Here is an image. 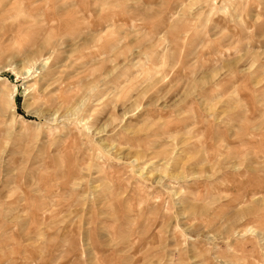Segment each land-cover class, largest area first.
Listing matches in <instances>:
<instances>
[{
  "label": "rangeland",
  "instance_id": "1",
  "mask_svg": "<svg viewBox=\"0 0 264 264\" xmlns=\"http://www.w3.org/2000/svg\"><path fill=\"white\" fill-rule=\"evenodd\" d=\"M0 28V264H264V0H0Z\"/></svg>",
  "mask_w": 264,
  "mask_h": 264
},
{
  "label": "bare ground",
  "instance_id": "2",
  "mask_svg": "<svg viewBox=\"0 0 264 264\" xmlns=\"http://www.w3.org/2000/svg\"><path fill=\"white\" fill-rule=\"evenodd\" d=\"M11 12H4L3 15H8ZM0 31L3 32V35L0 34V46H2L4 43H7V41L12 37L19 38V39L26 38L25 33H23L22 31L21 32H15L11 28H4V29L0 28Z\"/></svg>",
  "mask_w": 264,
  "mask_h": 264
}]
</instances>
